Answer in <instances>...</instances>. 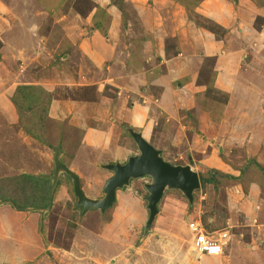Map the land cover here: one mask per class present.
I'll list each match as a JSON object with an SVG mask.
<instances>
[{"label": "crops", "instance_id": "1", "mask_svg": "<svg viewBox=\"0 0 264 264\" xmlns=\"http://www.w3.org/2000/svg\"><path fill=\"white\" fill-rule=\"evenodd\" d=\"M75 2L0 0V112L1 108L11 112V97L18 87H40L48 93L49 119L80 132L65 164L81 179L87 196L91 185L83 182L86 173L118 157L115 148L122 146L121 139L129 145L131 138L121 133L124 124L159 147H174L177 128L180 137L188 131L193 142L188 146L200 142L212 155L214 145L234 163L244 155L264 166V0H203L194 10L175 0H88L90 10L83 12L75 9ZM133 5L148 12L138 13L137 24L131 19ZM99 11L106 13V19ZM108 86L112 93L106 95ZM215 89L223 92V100L212 97ZM40 146L48 157L41 169L45 170L53 165L54 152ZM132 181L126 193L117 190L113 208L77 213L85 232L80 227L72 230L74 245L77 236L95 235L112 247L102 258L92 257L96 263L104 264L107 258L109 264H131L127 258L114 260L112 251L122 248L128 236L135 241L148 216L133 195L139 185ZM233 190L244 196L235 207L242 217H249L251 232L262 229L264 238V195L259 184H248L247 194L239 183L227 188ZM61 210L55 220L67 227L74 219L69 210ZM35 212L0 207V255L8 251L5 242L13 239L18 241L12 246L18 258L34 259L42 252L44 243L37 231L42 216ZM106 213L112 218L102 227ZM90 218L99 220L95 228L88 227ZM110 227L115 232H107ZM146 238L150 241L152 235ZM225 258L232 264L235 247ZM246 263L264 264V249L250 252Z\"/></svg>", "mask_w": 264, "mask_h": 264}, {"label": "rangeland", "instance_id": "2", "mask_svg": "<svg viewBox=\"0 0 264 264\" xmlns=\"http://www.w3.org/2000/svg\"><path fill=\"white\" fill-rule=\"evenodd\" d=\"M137 5L132 6L130 13L131 19L135 21L136 24L139 18V12L146 15L148 14L147 8H141L140 6L141 11L137 8ZM74 7L80 12L90 10L88 0H76ZM126 14L129 16L127 11ZM260 21L261 20H258V23H260ZM207 24L208 23L205 22L207 27L213 29L211 23L209 25ZM108 89H111V87L108 86L106 88V95L112 93L108 91ZM212 97L217 100L224 99L223 92L217 89L213 91ZM23 103L24 101L22 100V104ZM1 109L3 111L0 112V207H12L9 204L10 202L17 206H25V211L27 213L37 211L35 213L42 216V210H34L36 209V206L40 205L36 203L39 201L38 199L42 194V187L30 183L27 179L18 181L15 177L23 173L30 175L34 174L33 176L37 174L36 177L40 174H52L53 165L45 170H41L46 166V161L48 160V157L45 159L44 155H42L45 153L41 152L42 147L40 146V144L47 145L49 138L47 136L45 139L46 135H44V131L46 130L43 128L39 129V127L38 130L29 129L35 137L34 138L28 134L29 132L25 133L23 130L22 121L24 118H21L20 120L19 116L21 113L15 106H12L11 112L8 111L7 108ZM160 118L163 117L160 116ZM156 121L159 124L160 121H158V119ZM48 123H52L49 131H53L54 134H56L57 141L61 129L66 130L70 140H74L73 143L70 142V145H65L64 148H62L60 144L55 145L56 143H53L54 148H51V151L53 152L55 148H58L60 151H65L63 155L64 158H67L69 154L76 149L75 146L78 135H80L79 132L71 131L68 126H63V122H58L57 120L51 119ZM53 124L55 126H53ZM62 126L64 128H61ZM121 127L123 128L121 131L122 136L127 137V128L130 127L129 124H124ZM156 129L158 130V128ZM176 129L177 128H174V147H171L169 144L160 145L159 147L157 146L158 144H152L150 139L146 140L157 149L161 150L163 159L173 165H199L194 171L198 173V176L206 175V177H211L213 184L201 185L200 183V188L193 193V202L191 204L180 191L166 190L163 194V198L158 204L159 213L157 215L159 218L158 216L155 217L148 233L145 235L143 233V228L139 229L135 241H132L131 237L128 236V238H125L123 243H121L123 246L122 248L112 251V257L114 260L119 257L121 259L127 258L131 264H226L227 259L225 257L228 256L229 249L235 247L236 259L232 260V264H247L246 262L248 261L250 252L255 253L257 249H264V238L261 236L263 230L261 229L256 233H253V231L251 232L249 223L246 220L249 217L246 219L242 217L244 216L243 213H239L238 209L235 207L236 204L239 205V203L244 201V196L240 193L238 194L235 190L231 193L230 191H227V188L240 182L241 184L239 185L242 189L244 186L247 190L245 192L243 189V192L247 194L248 184L252 183L250 182L251 180L261 183L264 188V169L254 167L251 163L255 160H246L244 155L241 154V157L237 156L239 157L237 159L238 163H234L229 160L231 157L230 155H224L223 153L225 151H220L219 148L214 145L212 146V155L210 154V149L206 151V147H200V145H198L200 142L188 146V143L193 144L189 139L190 135L188 134V131L181 132L180 137L179 132ZM68 130L71 132H68ZM22 132H24L26 140H24ZM161 136L165 135L161 133ZM129 137L131 138V136ZM120 144L122 145L121 147L117 146L115 148V151L117 154L119 153V156L114 157V160L108 163H124L129 156L139 153L132 138L131 141H129V145L128 143L126 144V140L124 141V139L120 140ZM204 149L205 152H203ZM212 158L214 161L220 162V164H215V162L212 161ZM244 158L246 161L241 162ZM103 164L106 163L97 164L96 167L98 169L94 172H92V170L88 171V173H86L87 179L82 178L83 182L87 181L91 185L88 194V197L90 198H102V188L106 180L112 176L110 171L101 167ZM247 164H249L248 173L246 175H240V171L245 168ZM144 181L149 182V178L144 177L132 182L139 185L138 194L133 192V195L139 199L138 201L140 205L145 208L146 202L144 196H146L147 193L141 184ZM50 183L51 181L49 180L47 185L49 188ZM125 188L123 189L124 193H126ZM47 193L49 194V190ZM225 201L232 203L233 208H231ZM115 203L116 202L113 204ZM250 204L252 203L250 202L249 204H246L249 211L252 208V205ZM259 206L260 209H262V205ZM113 207L114 205L110 208ZM62 208L69 210L74 219L73 223L67 222V227H64L59 221L57 222L55 220L57 214L60 213ZM65 210H63V213H66ZM79 212H81V208L76 207V197L73 193L71 180L65 174H61V178L57 182L53 192L52 208L43 213V217L38 224L37 231L44 243L42 252L36 258H31L25 261V258H18L13 254L17 250L12 251V246H17L18 241H16V239H13V241L7 240L4 246L8 248V251L7 249H4L7 253L3 251V254L0 255V264H78V262L95 264L98 262L95 258H102L104 253H109L111 251L112 247H107L103 243H100V239L95 235L91 236L93 240L90 235H87L86 237L77 236L78 241L74 245L73 238H71L72 230L76 227H80V230L85 232L83 228H81L83 219L78 216ZM96 218H90L91 221L88 222V227L94 226L95 228L97 226L96 223H99V220H96ZM111 218L112 216L109 213L102 215L100 222L102 227L104 226L103 224L110 221ZM158 220L160 221L158 222ZM193 222H200L206 231L225 230L230 233V243L228 242L227 248L222 255L218 257L206 256L194 250L192 246V235L187 226L189 223ZM262 226L264 227V225ZM19 229L20 227L17 226L14 230H17L18 232ZM115 230L116 228L114 229V227H110L107 232H115ZM81 231L78 232L80 233ZM150 234L152 235V238L148 241L146 237ZM128 245H131L130 248L127 247ZM67 249L72 252L66 253ZM73 253L79 254L81 258L75 259ZM147 255L149 256V259H147ZM109 256L110 254L108 257ZM90 257L95 258L90 259ZM144 259L147 260L144 261ZM108 262L109 261L106 258L104 264H109Z\"/></svg>", "mask_w": 264, "mask_h": 264}, {"label": "water", "instance_id": "3", "mask_svg": "<svg viewBox=\"0 0 264 264\" xmlns=\"http://www.w3.org/2000/svg\"><path fill=\"white\" fill-rule=\"evenodd\" d=\"M127 131L136 144L139 153L129 156L124 163L115 162L101 165L103 169L112 173V176L106 180L102 188V198L94 199L85 194L81 188L79 177L62 164L60 150L55 148L52 174H40L37 176L51 181L48 205L34 210H42L41 214L43 217V213L52 207L53 192L61 174H65L71 180L73 193L76 197V207L81 208L82 215L89 210H98L103 213L115 202L117 190L128 187L132 180L148 177L149 182H145L143 185L147 193L144 196V200L148 211V216L143 226L145 235L150 230L159 212L158 204L166 190L180 191L191 204L193 202V193L200 188L198 173L189 164L173 165L165 161L161 155V150L150 144L140 132L130 127L127 128Z\"/></svg>", "mask_w": 264, "mask_h": 264}, {"label": "trees", "instance_id": "4", "mask_svg": "<svg viewBox=\"0 0 264 264\" xmlns=\"http://www.w3.org/2000/svg\"><path fill=\"white\" fill-rule=\"evenodd\" d=\"M175 1L188 10H194L199 4V2L203 0H175ZM99 12H100V16L106 19V13L104 11H99ZM100 31L103 35L106 34L103 28ZM22 100L24 101L23 104H22ZM11 101H12L13 106H15L17 110L20 111L21 113V115L19 116L20 120L21 118H24V120L22 121V124H23L22 128L25 131V133L29 132L28 134L34 137L32 132L29 131V129L38 130V127L39 129L40 128L45 129L46 130L44 131V135H46L45 139L47 138V136L49 138L46 146H48L49 148H54L53 143H56L55 145L60 144L61 147L64 148L65 145H70V142L71 143L74 142V140L69 139L68 134L66 133V130L61 129L60 134L58 135V141L56 140L57 138L56 134H54L53 131L52 132L49 131L51 128L50 125H52V123L50 124L48 123L51 120L48 117V110H49V106L51 102V97L42 88L40 87H32V88L18 87L16 91L14 92L13 96L11 97ZM54 124L53 126H55ZM63 126H68V128L71 130V128L69 127L67 123L63 122ZM63 126L61 128H64ZM70 130H68V132L72 131ZM79 136L80 135H78V137ZM126 136H130L128 132ZM62 153L64 154L65 151H62ZM65 162L66 161L64 158L62 161V164L66 166ZM251 164L256 168L264 169V166L258 164L256 161H252ZM248 169H249V164H247L245 168H243L241 171L239 170L240 175H246L248 173L247 172ZM15 179H17L18 181L27 179L30 183H33L34 185H38V186L40 185L42 187V191H41L42 194L40 195V198L38 199L39 201L36 203L40 205L36 206L35 208L37 209V208L45 207L48 205V193L47 192L49 190V187L47 185L49 183V179L39 178V177L30 175V174H25V173L16 176ZM199 179H200L201 185L213 184L212 178L206 177V175H200ZM250 182L257 183L254 180L253 181L251 180ZM239 184L241 183L239 182ZM258 184L260 186L262 195H264V188L262 184L261 183H258ZM243 189L245 192L247 191L244 186H243ZM9 204L12 206V208H15L16 210H19V211L26 210L25 206H17L10 202Z\"/></svg>", "mask_w": 264, "mask_h": 264}, {"label": "built area", "instance_id": "5", "mask_svg": "<svg viewBox=\"0 0 264 264\" xmlns=\"http://www.w3.org/2000/svg\"><path fill=\"white\" fill-rule=\"evenodd\" d=\"M188 229L194 250L206 256L222 255L230 239L228 231H206L200 222L189 223Z\"/></svg>", "mask_w": 264, "mask_h": 264}]
</instances>
